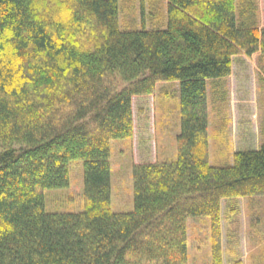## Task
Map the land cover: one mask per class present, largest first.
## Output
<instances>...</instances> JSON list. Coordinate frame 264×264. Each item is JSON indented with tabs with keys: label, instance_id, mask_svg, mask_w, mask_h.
<instances>
[{
	"label": "trees",
	"instance_id": "obj_1",
	"mask_svg": "<svg viewBox=\"0 0 264 264\" xmlns=\"http://www.w3.org/2000/svg\"><path fill=\"white\" fill-rule=\"evenodd\" d=\"M241 54L264 58L259 0H0V264H188L190 218L223 264L221 201L264 198V140L210 155ZM160 83L178 85L177 157L134 164L133 211L114 213L110 142L133 138L134 103L144 116ZM73 161L83 210L46 213Z\"/></svg>",
	"mask_w": 264,
	"mask_h": 264
},
{
	"label": "rangeland",
	"instance_id": "obj_2",
	"mask_svg": "<svg viewBox=\"0 0 264 264\" xmlns=\"http://www.w3.org/2000/svg\"><path fill=\"white\" fill-rule=\"evenodd\" d=\"M133 4L134 13L131 12L132 8L127 10L123 5L121 6L119 17L121 30H127L125 26L135 27L137 24L138 5L136 2ZM259 23L264 27V0H259ZM232 62V73L223 80L224 85L221 84L227 94L226 104L222 112L218 110L210 124L209 142L212 162L226 159V163H229L232 153L257 149L264 140V58L261 60L258 55L246 57L241 54L234 56ZM168 86L170 94L174 96L175 85ZM166 87L165 83H160L157 87L158 96L151 95L141 99L147 106L146 112L150 108L148 114L146 112L144 116L138 114V104L134 103L135 130L131 140L110 142V203L114 213L133 211L131 169L134 164L149 160L172 162L177 157L176 137L180 131V117L179 114L171 112V106L174 105L170 100L169 103L167 102V107L164 103L163 90ZM69 170L68 187L48 190L44 193L46 213H79L83 210L82 162H71ZM244 220L240 222L241 224H237L234 230L239 233L244 232L241 237L246 238L252 228L250 225L252 221L249 217L247 220L244 217ZM227 221L222 231L224 239L222 263L264 264L263 242L235 240L236 236L230 238L228 230L231 228ZM206 223L192 218L187 220L188 264H210L209 230Z\"/></svg>",
	"mask_w": 264,
	"mask_h": 264
},
{
	"label": "crops",
	"instance_id": "obj_3",
	"mask_svg": "<svg viewBox=\"0 0 264 264\" xmlns=\"http://www.w3.org/2000/svg\"><path fill=\"white\" fill-rule=\"evenodd\" d=\"M232 69H233V62L231 64V73H232ZM165 84L167 85V87L163 90L164 101H165L164 103H166V107H167V102L169 103V100H170V102L174 105V106H171V112L179 114L178 112V109H179L178 108L179 107L178 85L177 83L175 84L165 83ZM168 85H175L174 86L175 87L174 96L173 94H170ZM209 129H210V126H209ZM257 149H254V150H257ZM244 217H246V220L249 217L250 220L252 221V224H250L252 228L248 232L246 238H244V236L241 237V234L244 235V232L240 231L241 233H239V231L234 230V227L237 224H241L240 223L241 221L242 222L245 221ZM220 218H221L220 225H221L222 242L224 241L222 231L224 230L225 223L228 220L227 222L229 223V226L231 228V230H228V233H229L228 235L230 238L236 236L235 240H239V239L244 240V241L253 240V242L260 241V242H263L264 244V198L254 199L253 202L246 200V199H242V198L222 200L220 203ZM256 227H258L257 230H255ZM225 238H226V235H225ZM223 247L224 246L222 244V251H224Z\"/></svg>",
	"mask_w": 264,
	"mask_h": 264
}]
</instances>
